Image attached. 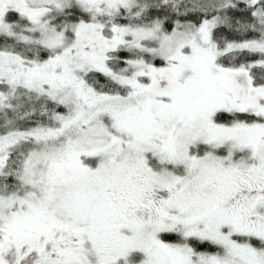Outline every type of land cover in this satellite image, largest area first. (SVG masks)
<instances>
[{"label": "snow or ice", "instance_id": "obj_1", "mask_svg": "<svg viewBox=\"0 0 264 264\" xmlns=\"http://www.w3.org/2000/svg\"><path fill=\"white\" fill-rule=\"evenodd\" d=\"M0 264H264V0H0Z\"/></svg>", "mask_w": 264, "mask_h": 264}]
</instances>
